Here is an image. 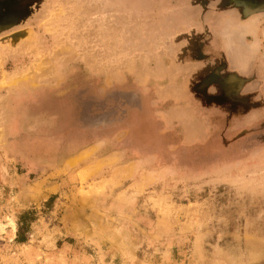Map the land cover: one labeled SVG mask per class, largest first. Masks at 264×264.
Wrapping results in <instances>:
<instances>
[{"label":"rangeland","instance_id":"374dc122","mask_svg":"<svg viewBox=\"0 0 264 264\" xmlns=\"http://www.w3.org/2000/svg\"><path fill=\"white\" fill-rule=\"evenodd\" d=\"M0 264H264V0H0Z\"/></svg>","mask_w":264,"mask_h":264},{"label":"flooded vegetation","instance_id":"af4514ba","mask_svg":"<svg viewBox=\"0 0 264 264\" xmlns=\"http://www.w3.org/2000/svg\"><path fill=\"white\" fill-rule=\"evenodd\" d=\"M219 72H220L219 70L218 71L217 70H213L212 74L209 77L207 76L204 80H202V82L199 83L198 86H200L201 88H202V86H204V88L205 87L206 88H208V87L210 88L211 86L214 87L215 85L217 86L216 82L220 81V79L222 77V75L219 74ZM209 78H211V79L209 80ZM213 81H215V82H213ZM209 93H206V99H208L209 101L211 99H212V101L215 100L216 103H217V104L215 103L216 105L223 103V101L221 99H223V97H225L224 92L223 93L220 92V94H219V90H216L215 93H212L209 90ZM202 94L205 95L203 92H202Z\"/></svg>","mask_w":264,"mask_h":264},{"label":"trees","instance_id":"16d2710c","mask_svg":"<svg viewBox=\"0 0 264 264\" xmlns=\"http://www.w3.org/2000/svg\"><path fill=\"white\" fill-rule=\"evenodd\" d=\"M25 214L21 215L20 219L24 218Z\"/></svg>","mask_w":264,"mask_h":264},{"label":"bare ground","instance_id":"6f19581e","mask_svg":"<svg viewBox=\"0 0 264 264\" xmlns=\"http://www.w3.org/2000/svg\"><path fill=\"white\" fill-rule=\"evenodd\" d=\"M101 119V118H100Z\"/></svg>","mask_w":264,"mask_h":264}]
</instances>
